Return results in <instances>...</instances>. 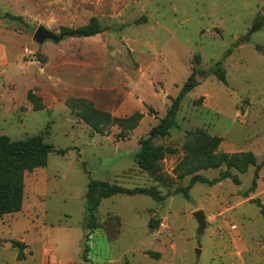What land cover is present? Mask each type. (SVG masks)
Returning a JSON list of instances; mask_svg holds the SVG:
<instances>
[{
	"label": "rangeland",
	"instance_id": "1",
	"mask_svg": "<svg viewBox=\"0 0 264 264\" xmlns=\"http://www.w3.org/2000/svg\"><path fill=\"white\" fill-rule=\"evenodd\" d=\"M93 18L103 30L97 36L42 46L33 40L39 26L59 36L61 28ZM197 57V69L207 73L221 61L226 84L213 75L199 79L168 135L152 142L170 152L154 171H142L139 141L164 117ZM73 100L112 118L139 113L142 119L127 135L115 125L98 134L71 111ZM195 131L220 139L219 152L264 160V0H0V134L12 141L41 135L54 151L67 150L25 174L21 211L0 218V264L63 263L55 247L79 264H264V221L251 203L264 208V167L252 192L254 167L243 175L231 171L239 185L195 184L188 200L173 194L190 181L178 180L176 168ZM224 171L199 175L211 181ZM89 180L153 188L165 200H102L88 236ZM197 211L205 219L200 236ZM66 238L86 240L72 249ZM12 241L29 246L24 260H17Z\"/></svg>",
	"mask_w": 264,
	"mask_h": 264
},
{
	"label": "trees",
	"instance_id": "2",
	"mask_svg": "<svg viewBox=\"0 0 264 264\" xmlns=\"http://www.w3.org/2000/svg\"><path fill=\"white\" fill-rule=\"evenodd\" d=\"M10 21L22 23L21 18L6 15ZM254 29L253 31H255ZM103 30L100 28L96 19L83 27L61 28L60 33L65 38H90L101 34ZM231 54L228 50L223 58H227ZM39 62L41 60H38ZM199 58H195V64L192 72L186 82L183 84L179 93L171 101L169 109L164 117L150 129L147 136L139 141V153L136 156V164L142 171L152 172L157 163L162 161L170 150L162 146H154L153 140L166 137L169 130L174 126L175 117L178 112L181 101L184 97L193 91L199 85V79H205L209 75H213L223 84H226V75L222 67V62L218 61L214 64L209 73L198 70ZM28 101L33 105L34 110L40 111L42 108L30 93L27 95ZM69 108L77 118L88 125L95 133H102L112 125L117 126L121 134L131 133L137 127L142 119V115L134 113L133 115L117 119L112 118L109 114L94 108L89 102L82 100H73L69 102ZM188 139L184 145V157L176 168V177L183 180L190 177V181L186 188L176 190L174 195H183L188 200V192L195 184L214 185L223 180H230L233 185H239V180L231 174L235 171L238 174H246L251 167L255 168L253 179L251 181L250 192L256 188L258 173L264 167V160L257 164L255 156L250 152L227 154L218 151L221 140L212 138L203 131H195L188 133ZM55 152L57 155L63 156L67 150L54 151L53 147L44 142L43 136H33L21 141H12L7 136L0 134V218L8 215H14L21 211L23 204L24 176L35 170L46 167L48 157ZM224 168L217 179L211 181L199 175L202 171L217 170ZM116 195L133 197L137 195L146 196L153 201L159 203L165 200L157 190L153 188H134L126 189L116 185H109L105 182L89 180L85 194L86 204V229L91 233L96 230V211L102 200L109 199ZM251 203L256 204L260 209V214L264 221V208L258 200ZM12 248L18 250L17 260H24L23 251L24 244L12 241L9 243ZM84 249V253H86ZM150 257L157 259L155 254L149 253Z\"/></svg>",
	"mask_w": 264,
	"mask_h": 264
},
{
	"label": "water",
	"instance_id": "3",
	"mask_svg": "<svg viewBox=\"0 0 264 264\" xmlns=\"http://www.w3.org/2000/svg\"><path fill=\"white\" fill-rule=\"evenodd\" d=\"M65 37L63 35H56L50 30H47L46 28L39 26L37 30L35 31L33 35V40L38 46H42L43 44L47 42H51L53 44H58L61 41H63ZM241 189V188H238ZM193 218L195 222L197 223V235H201L203 231L205 230V219L204 214L202 211H197L193 214ZM196 256L199 255V251H196Z\"/></svg>",
	"mask_w": 264,
	"mask_h": 264
},
{
	"label": "crops",
	"instance_id": "4",
	"mask_svg": "<svg viewBox=\"0 0 264 264\" xmlns=\"http://www.w3.org/2000/svg\"><path fill=\"white\" fill-rule=\"evenodd\" d=\"M15 215V214H14ZM95 231V230H94ZM85 235H88L90 236L89 234H92V232H88L85 230ZM84 239L86 240V238H66L63 242L64 245H66L67 247H71L72 249H75L79 246V243L81 241H84ZM22 244H24L25 246V249L23 251V254H24V258L26 256V254L29 252V246L26 244V242H20ZM53 251L54 253V257L57 258V257H61L63 259V263L60 262L58 259H57V262L58 264H79L78 260H75V259H72L71 256H69V254L67 255H63V256H60L56 253V247L55 248H52L50 249ZM19 263V262H18ZM43 264H47L45 261L43 262ZM81 264H89L88 261H84L82 262Z\"/></svg>",
	"mask_w": 264,
	"mask_h": 264
},
{
	"label": "built area",
	"instance_id": "5",
	"mask_svg": "<svg viewBox=\"0 0 264 264\" xmlns=\"http://www.w3.org/2000/svg\"><path fill=\"white\" fill-rule=\"evenodd\" d=\"M232 229H235V227H233Z\"/></svg>",
	"mask_w": 264,
	"mask_h": 264
}]
</instances>
